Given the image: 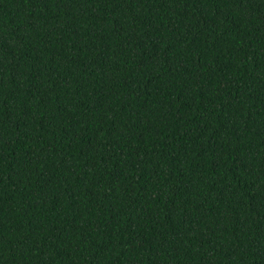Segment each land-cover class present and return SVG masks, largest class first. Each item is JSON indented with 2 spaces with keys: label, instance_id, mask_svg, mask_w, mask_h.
I'll use <instances>...</instances> for the list:
<instances>
[{
  "label": "trees",
  "instance_id": "16d2710c",
  "mask_svg": "<svg viewBox=\"0 0 264 264\" xmlns=\"http://www.w3.org/2000/svg\"><path fill=\"white\" fill-rule=\"evenodd\" d=\"M0 264H264V0H0Z\"/></svg>",
  "mask_w": 264,
  "mask_h": 264
}]
</instances>
